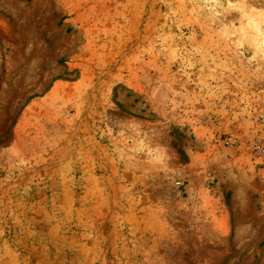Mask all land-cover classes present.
Segmentation results:
<instances>
[{"label":"rangeland","instance_id":"obj_1","mask_svg":"<svg viewBox=\"0 0 264 264\" xmlns=\"http://www.w3.org/2000/svg\"><path fill=\"white\" fill-rule=\"evenodd\" d=\"M0 264H264V0H0Z\"/></svg>","mask_w":264,"mask_h":264}]
</instances>
